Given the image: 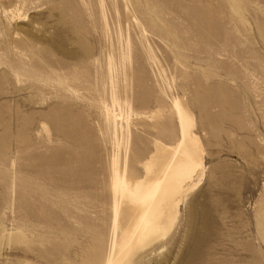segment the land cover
Returning a JSON list of instances; mask_svg holds the SVG:
<instances>
[{
    "label": "rangeland",
    "instance_id": "obj_1",
    "mask_svg": "<svg viewBox=\"0 0 264 264\" xmlns=\"http://www.w3.org/2000/svg\"><path fill=\"white\" fill-rule=\"evenodd\" d=\"M174 96L203 169L128 264H264V0H0V264H102L112 156L140 177Z\"/></svg>",
    "mask_w": 264,
    "mask_h": 264
},
{
    "label": "bare ground",
    "instance_id": "obj_2",
    "mask_svg": "<svg viewBox=\"0 0 264 264\" xmlns=\"http://www.w3.org/2000/svg\"><path fill=\"white\" fill-rule=\"evenodd\" d=\"M107 67L111 77L112 105L108 107L103 103L104 114L107 120L116 125L119 102L115 95L112 63L109 62ZM128 108L133 110L131 105ZM151 112L159 114L161 118L164 116L159 106L148 112L135 111L140 120L150 117L147 114ZM171 113L177 124V138L170 144L157 138L153 140L155 149L138 163L142 171L140 177L133 175L125 158L122 166H119L117 154L112 156L107 186L109 243L102 264L131 263L144 250L166 237L176 222L178 203L197 184L195 178L203 169V150L199 137L193 131L195 123L179 97H172L168 110V114Z\"/></svg>",
    "mask_w": 264,
    "mask_h": 264
}]
</instances>
